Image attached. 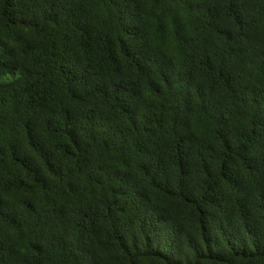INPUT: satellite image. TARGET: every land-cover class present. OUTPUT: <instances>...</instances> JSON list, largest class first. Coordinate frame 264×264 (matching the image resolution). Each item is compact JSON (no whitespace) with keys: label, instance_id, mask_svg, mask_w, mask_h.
<instances>
[{"label":"trees","instance_id":"16d2710c","mask_svg":"<svg viewBox=\"0 0 264 264\" xmlns=\"http://www.w3.org/2000/svg\"><path fill=\"white\" fill-rule=\"evenodd\" d=\"M0 264H264V0H0Z\"/></svg>","mask_w":264,"mask_h":264}]
</instances>
